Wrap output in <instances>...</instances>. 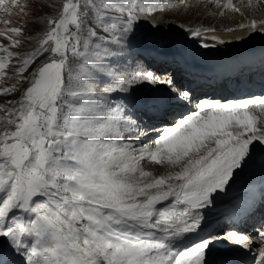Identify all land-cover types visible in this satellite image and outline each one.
<instances>
[{"label": "snow or ice", "instance_id": "1", "mask_svg": "<svg viewBox=\"0 0 264 264\" xmlns=\"http://www.w3.org/2000/svg\"><path fill=\"white\" fill-rule=\"evenodd\" d=\"M9 3L23 11L18 0H0V12L11 14ZM156 7L154 0H61L55 15L41 18L35 49L22 56L10 50L22 28L0 29L10 42L0 44V78L12 68L16 80L0 96L27 85L0 104V264H210L213 241L200 235L201 210L252 158L254 144L264 156V95L204 99L142 144L145 133L106 95L153 74L117 78L103 61L116 55L105 45L121 44L138 12ZM223 8L240 12L231 0ZM239 28L264 33V20ZM187 31L200 37L215 29ZM104 73L112 84L98 94L94 77ZM143 161L166 171L156 175ZM258 237L253 260L264 264V228ZM238 242L251 247L247 236Z\"/></svg>", "mask_w": 264, "mask_h": 264}, {"label": "rangeland", "instance_id": "2", "mask_svg": "<svg viewBox=\"0 0 264 264\" xmlns=\"http://www.w3.org/2000/svg\"><path fill=\"white\" fill-rule=\"evenodd\" d=\"M163 2L161 4L162 7H159L158 3L156 2V5L158 6V8L156 7V9L150 13L149 12L139 13L138 12V20L136 21L134 25L133 31L129 33L127 36H125L124 38H122L121 42L127 43L128 42L127 39L134 38V37L136 38L139 36L138 35L139 33L140 34L147 33L149 35L147 37V40L152 38V40H154V43L157 44L159 41L160 42L162 41L158 39V36H161L162 34H166V35L173 34L174 37L169 39L168 40L169 42L175 44L176 46H181V47L185 46L187 43L186 51L189 47L191 48V46L195 44L194 43L195 39L189 41L190 39L187 38L186 36V29H188L189 27L199 26L200 24H202L203 18L202 16H200L202 14L201 9L200 11L198 10L197 12L194 13L192 10L188 8L197 7L201 5L202 3L201 4L198 3L197 0H183V1L178 0L173 3L171 2V5L167 4L164 6ZM18 4L23 7V11H21V7H12L11 4L9 3L7 7L11 8V14L0 12V21L5 20V19L9 21V24L7 25L0 22V29L6 30L8 27L22 28L21 35L14 37L15 39H18L20 41L19 45L16 47L10 48L11 51H13L14 53H18L22 56L35 49L37 45H36L34 38L40 32H42V30L45 27V24L42 22L41 18H46L49 15H55L58 8L61 5V0H18ZM48 5H51V7H49ZM165 7L167 8L165 9ZM177 12L179 13L177 14ZM217 15L221 16L222 15L221 11L218 10ZM179 17L180 18L184 17V18L179 20ZM143 20H145V22H143ZM190 22L192 24H190ZM137 30H140V31H137ZM132 35H135V36H132ZM30 37H32L33 39H29ZM165 38L166 37H164L163 39ZM137 41H140V40H137ZM165 42L166 41L164 40V43ZM9 43L10 42L8 39L4 37H0V44L9 45ZM122 45L123 44H121V46H119V48L117 49L122 48V50L125 49V51L127 52V48L124 46L125 44L123 46ZM144 47L146 48L147 45H144ZM42 59L43 57L38 58L32 65L29 66L28 71H31L32 69H34L36 65L40 62V60ZM18 63L19 62L16 60L12 61L13 66L18 65ZM6 73H7V77L9 78H6V79L0 78V88L8 87L16 83V80L13 78L15 73L12 70V68L7 69ZM27 74L28 73L26 72L24 75H27ZM101 77L103 80L102 74H101ZM26 86H27L26 82H22L21 84L17 85L18 90L16 92L10 93L8 96H0V104L7 106L8 100L18 99L20 94L23 91V88ZM100 86L101 85H98L99 89L101 88ZM161 86L163 88L162 89L163 91L168 89V86H166L165 83L163 82L161 83ZM99 89H96V90L98 91ZM161 172L162 171L157 172V175L161 174ZM153 173L156 174L154 168H153ZM217 240H220V239H217Z\"/></svg>", "mask_w": 264, "mask_h": 264}, {"label": "bare ground", "instance_id": "3", "mask_svg": "<svg viewBox=\"0 0 264 264\" xmlns=\"http://www.w3.org/2000/svg\"><path fill=\"white\" fill-rule=\"evenodd\" d=\"M197 1L198 3L200 4L202 3V4L197 7H192L188 9L192 10L194 13L197 12L198 10L200 11L201 9L202 14L200 16H202L203 18L202 23L204 22L209 23L210 24L209 29H215V31L203 33L200 36L199 41L195 39L194 42L195 44H193L191 48L189 47L187 49V53H190V51H192L193 54L199 53V55L203 56L204 63H212L214 57L219 56L228 63L227 66L222 67L219 62H214L213 64L214 67L221 68L223 70L232 69L237 62L242 63L246 60L252 59L253 53H257L258 56L264 57V33H261L259 30H257L256 32H250L249 29L239 28L240 24H248L252 20H256L258 22L264 20V7L262 2H257V0H252V5L249 6L248 0H231V2L240 9V12L232 11L229 9V10H225V12H223L221 16H218L217 15L218 9L219 11L224 10L223 5L225 3H228L229 0H219V7L216 5L217 0H197ZM169 3H170L169 5H171V2ZM178 13L179 12H177V14ZM183 18L179 17V20ZM143 22H145V20H143ZM190 24L192 23L190 22ZM232 26L234 27L232 28ZM226 29H235V30L227 31ZM211 36H216L218 40L214 41L209 39V37ZM219 41H223V43H220ZM205 43H207L209 47H204L203 45ZM220 44H225V46L229 48L228 50H237L238 56H240V58H238L237 56H227L221 53L220 49H222V46ZM116 51L117 54L124 55L126 53L125 49L122 50V48L117 49ZM240 74H242V72H240ZM217 80L221 81L220 78H218ZM102 81L103 80L101 75L94 77L93 82L96 84V89H99L98 85H102L101 84ZM170 82H172L171 79ZM162 86L155 90L160 91L161 89H163ZM164 92H167V90H165ZM256 144H254V147ZM249 163H250V159L248 160L246 166ZM240 208L241 205L238 204L237 202L228 201L225 204V211L227 214H230L231 212L236 211ZM243 217L245 218L246 216L243 215ZM212 250L213 249L211 248L210 254Z\"/></svg>", "mask_w": 264, "mask_h": 264}]
</instances>
